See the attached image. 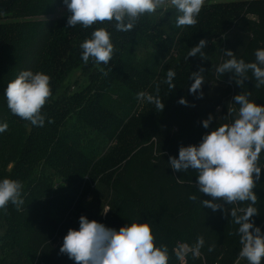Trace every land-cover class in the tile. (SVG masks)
Returning <instances> with one entry per match:
<instances>
[{
  "label": "trees",
  "instance_id": "obj_1",
  "mask_svg": "<svg viewBox=\"0 0 264 264\" xmlns=\"http://www.w3.org/2000/svg\"><path fill=\"white\" fill-rule=\"evenodd\" d=\"M64 6L63 0H26L19 6L14 0H0V13H17L19 7L25 18L0 24V124H8L7 131L0 132V152L11 125L20 118L8 108L5 90L21 71L37 72L41 66L53 70V83L59 87L65 76L81 67L90 80L80 92L57 100L49 98L42 108L43 127L20 118L33 127L24 148L25 162L12 175L0 174V181H20L24 203L19 209L11 203L6 212L0 209V216L10 227L6 239L0 241V264H61L56 257L73 227L74 216L84 210L94 215L93 204L99 205V211L110 205L105 220H111L126 195L147 198L148 210L152 206L153 210L172 211L161 222L163 235L154 238L157 247L167 246L168 264H235L242 247L239 226L227 213L233 207H244L243 202L225 205L226 213L203 207L200 200L211 197L199 193L196 181L189 176L193 170L173 172L169 157L178 158L181 146L199 145L203 135L211 132L202 126L209 114L217 127L233 122L228 108H239L232 103L235 95L251 93V101L264 105V86L256 88L255 83L246 82L238 85L234 73L216 72L230 59L224 50H231L245 63L255 62L256 50L264 49V29L250 26L235 5L203 6L194 26L177 27L176 20L175 24L163 25L156 16L146 13L128 32L116 30L114 21L84 28L68 26L67 19L48 17ZM175 13L179 12L168 10L165 16ZM101 27L110 33L113 57L108 65H96L91 58L85 64L80 45ZM200 39L208 41L202 49L204 56L188 57ZM142 44L157 47L168 58L156 82L155 74L147 76L132 61L135 48ZM200 67L205 69V81L196 94H191L189 88L194 81L189 77ZM169 69L176 73L173 89L164 82ZM123 87L136 94L152 95L159 87L163 111L148 103L137 115H118L106 103L111 92ZM200 91L202 98H198ZM182 97L187 105L178 103ZM96 137L101 139L100 147L89 154ZM259 165L262 170L254 189L258 196L254 207L264 216V151ZM57 180H65L70 190L56 194L53 187ZM223 217L225 222L218 225ZM92 218L87 217L89 221ZM251 219L264 233V218ZM105 220H101L104 225ZM107 227L112 228L111 222ZM200 236L205 243L199 255L188 251L186 262L181 263L175 249L178 242H185L191 249ZM212 245L215 247L209 251Z\"/></svg>",
  "mask_w": 264,
  "mask_h": 264
},
{
  "label": "clouds",
  "instance_id": "obj_2",
  "mask_svg": "<svg viewBox=\"0 0 264 264\" xmlns=\"http://www.w3.org/2000/svg\"><path fill=\"white\" fill-rule=\"evenodd\" d=\"M205 0H63L70 15L67 25L74 27L82 25L89 28L94 24L115 22V28L121 32L133 29L136 22L144 14H153L166 4L173 6L180 15L177 16L176 26H194ZM206 39H200L191 48L188 57L204 56L207 46ZM82 60L85 64L91 58L96 65H108L114 54V45L110 33L103 27L94 30L90 39L81 43ZM227 59L216 68L218 75L232 72L239 77L235 82L242 85L248 79L250 71L255 78V87L264 86V49H257L255 62L245 63L238 60L231 50H224ZM103 72V69H100ZM205 69L200 67L189 77L194 81L189 92L196 94L204 83ZM106 74V73H105ZM174 70L169 69L166 80L169 89L175 88ZM50 76L42 72L24 70L7 84L5 96L10 111L33 126L43 127L45 116L42 108L52 95ZM156 95L140 92L137 100L154 104L163 111L165 105L159 97V87ZM251 93L242 92L233 97L232 103L239 108H228V116L233 122L216 127L203 135L199 145L181 146L178 158L169 157V166L173 172H185L189 169L198 173L196 183L199 193L211 199L200 200L203 207L213 212L222 210L226 213L225 205L248 202L247 207H233L229 214L234 223L239 226V243L242 246L239 258L247 264H261L264 259V233L251 219L259 215L256 205L258 196L254 191L260 180L261 167L259 160L264 151V105L251 101ZM203 92H199V97ZM178 103L187 105L185 98ZM213 116L202 121V126L208 129ZM51 123V120H49ZM8 124H0V132H5ZM23 185L18 180L5 178L0 181V209L7 211L9 203L17 209L23 205L21 195ZM192 200L197 197L193 195ZM79 230L69 229L63 238L60 253L66 254L75 264H168V248L166 245L157 247L149 223L133 222L122 226L119 231L106 227L87 217L79 218ZM205 241L203 236L197 238L196 244L188 249L181 246L177 253L183 258L186 251L194 256L199 255ZM215 245L209 248L214 249ZM239 264V260L237 261Z\"/></svg>",
  "mask_w": 264,
  "mask_h": 264
},
{
  "label": "rangeland",
  "instance_id": "obj_3",
  "mask_svg": "<svg viewBox=\"0 0 264 264\" xmlns=\"http://www.w3.org/2000/svg\"><path fill=\"white\" fill-rule=\"evenodd\" d=\"M26 2V0H17V5L14 0V5L19 6ZM215 5H235L236 9L240 11L241 18L245 19L250 23V26L254 28L264 29V0H205L204 7L207 9L212 8ZM175 9L170 4H166L161 8H158L155 13L152 15L156 16L158 21L166 25V23H174L177 16L180 15L179 13H175L174 15L165 16V13L168 10ZM20 10L17 7V13L9 12V13H0V24H10L14 21H21L25 18L21 17V13L18 11ZM70 13L68 12L66 6L60 7L57 9L53 14L49 15L48 17L51 18H58L59 20H65L68 18ZM167 26V30H168ZM134 58L132 61L138 65L142 73L146 74L147 76L154 74L156 75L153 79L156 82V79L160 76V74L164 71L163 64L168 61L166 57H163L160 53V50L157 47L152 45H140L137 46L134 50ZM246 63H249L246 60ZM44 65V64H43ZM37 72H42L50 76V86L52 90L51 99L57 100L59 96L74 92H80L83 88L87 87L90 83V80L87 76L84 75L83 69L78 67L72 70L67 76L64 77L62 80L61 85L58 87L56 84L53 83L54 73L53 70L45 69L43 66L39 68ZM139 78H142V75L139 74ZM248 79L244 82L254 84L256 83L254 76L249 71L247 73ZM239 79V77H238ZM142 83V81H141ZM260 88H263L262 86ZM138 94V93H137ZM135 92H132L130 89L122 88L121 90H117L115 92H111L108 96L106 106L113 110L114 112L118 113L120 116L128 115H137L141 110L146 107L148 102L143 100H137ZM11 125V129L8 132L2 150L0 152V174L3 175H12L18 170L22 164L25 162L24 160V148L27 144V139L31 134L33 127L32 125L27 124L20 118ZM217 127L213 122H211L209 129L212 131ZM101 139L96 137L90 147L88 148V153L92 154L100 147ZM194 174V175H193ZM192 181H196L198 173L193 170L192 174L189 173ZM58 181V180H57ZM59 183L53 187L54 192L56 194H60L62 192H68L70 190V185L66 183L65 180L58 181ZM55 196V195H54ZM53 198V196H51ZM80 197V194L77 195L76 199ZM54 199V198H53ZM122 204H118L116 209V214L111 220H105L109 216L110 213V205L104 206V208L100 210L99 205L93 204V212L94 215H91L86 210L79 211L74 218H73V227L74 230H79V218L81 216L85 217H95L92 218L95 221L101 223V220H105V226L112 225V228L119 231L122 226L130 225L133 222L137 223H149L152 229V233L154 238L160 237L162 234V230H160L161 222L164 220L165 216L172 213L171 210L168 208L161 209V211L153 210L154 208L151 206L146 207L149 203L147 198L145 199H138L134 198L133 196H125V200L122 201ZM142 202V205L141 203ZM248 202H243V206L247 207ZM117 205V203L115 204ZM163 208V207H162ZM150 210H153L149 212ZM165 210V211H164ZM168 210V211H167ZM90 212L93 214L92 210ZM102 214V216H101ZM98 215V216H97ZM156 215V218L154 217ZM101 216V217H100ZM264 218L263 214L259 213V215L255 216V219L259 220ZM225 217L219 219V224L222 222L224 223ZM111 228V227H109ZM10 227L7 222L3 220L0 216V241L6 239L9 233ZM187 237V236H186ZM178 243L186 244L185 242L179 241ZM187 245V244H186ZM177 248V246H176ZM175 248V249H176ZM190 249V248H189ZM59 256H55L57 260L60 261L61 264H75L74 260L68 258L66 254L59 253ZM54 257V256H53ZM51 257L50 259H52ZM239 257L236 258V260ZM44 260V259H43ZM239 264H247L246 260H241L240 258ZM237 260V261H238ZM237 261L235 264H237ZM41 264H45L43 261ZM234 264V263H233ZM262 264V263H261Z\"/></svg>",
  "mask_w": 264,
  "mask_h": 264
},
{
  "label": "built area",
  "instance_id": "obj_4",
  "mask_svg": "<svg viewBox=\"0 0 264 264\" xmlns=\"http://www.w3.org/2000/svg\"><path fill=\"white\" fill-rule=\"evenodd\" d=\"M181 246H186L188 248V246L186 244L183 243H178L177 248H176V252L178 253L181 250ZM189 249V248H188ZM188 251H186L183 255V258H180L181 263H185L186 262V253Z\"/></svg>",
  "mask_w": 264,
  "mask_h": 264
}]
</instances>
